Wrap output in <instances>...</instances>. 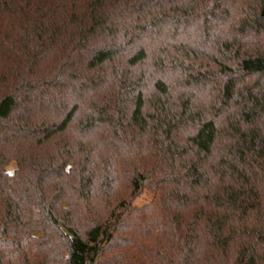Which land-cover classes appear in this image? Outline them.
Instances as JSON below:
<instances>
[{"label": "trees", "instance_id": "16d2710c", "mask_svg": "<svg viewBox=\"0 0 264 264\" xmlns=\"http://www.w3.org/2000/svg\"><path fill=\"white\" fill-rule=\"evenodd\" d=\"M263 12L0 0V264H264Z\"/></svg>", "mask_w": 264, "mask_h": 264}, {"label": "rangeland", "instance_id": "374dc122", "mask_svg": "<svg viewBox=\"0 0 264 264\" xmlns=\"http://www.w3.org/2000/svg\"><path fill=\"white\" fill-rule=\"evenodd\" d=\"M209 91L211 92L215 91V87L207 86L206 89L198 90L197 92H195V94L200 96L201 100L199 99V102L202 103L203 105L206 104V102H204L205 94L207 95V92L209 93ZM76 137H77V130L74 128V126H72L68 131L63 133V135L59 139H56L55 142H52L51 144L43 148V150L48 149V148H53L54 145H61L63 144L64 141L73 142L76 139ZM17 167H18L17 160L13 159V160H10L5 165L4 169L5 171L8 172V174L13 175L16 172ZM120 192L125 194V197L127 196V198H129V200L131 201V206L136 210L144 211V210H148V208L149 210H151V208H156L159 202L158 198H159L160 191H157L154 187L148 184L143 186L140 192L137 193L132 198L130 197V194H129L130 192L129 188L126 187L124 184L121 185ZM10 240H11L10 242H12L15 246L17 242H14L12 239Z\"/></svg>", "mask_w": 264, "mask_h": 264}, {"label": "water", "instance_id": "95a60500", "mask_svg": "<svg viewBox=\"0 0 264 264\" xmlns=\"http://www.w3.org/2000/svg\"><path fill=\"white\" fill-rule=\"evenodd\" d=\"M263 15H264V12H263Z\"/></svg>", "mask_w": 264, "mask_h": 264}]
</instances>
